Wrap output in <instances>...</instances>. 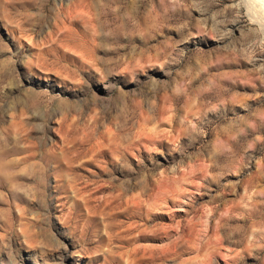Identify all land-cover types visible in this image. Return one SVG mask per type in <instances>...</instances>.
I'll list each match as a JSON object with an SVG mask.
<instances>
[{"label":"rangeland","instance_id":"1","mask_svg":"<svg viewBox=\"0 0 264 264\" xmlns=\"http://www.w3.org/2000/svg\"><path fill=\"white\" fill-rule=\"evenodd\" d=\"M259 2L0 0V264H264Z\"/></svg>","mask_w":264,"mask_h":264},{"label":"bare ground","instance_id":"2","mask_svg":"<svg viewBox=\"0 0 264 264\" xmlns=\"http://www.w3.org/2000/svg\"><path fill=\"white\" fill-rule=\"evenodd\" d=\"M246 1V0H245ZM251 1V0H250ZM260 4H261V8L264 10V1L263 0H260V2H259ZM248 4V3H247ZM251 4H253L252 2H251ZM250 4V5H251ZM4 178V177H3Z\"/></svg>","mask_w":264,"mask_h":264}]
</instances>
